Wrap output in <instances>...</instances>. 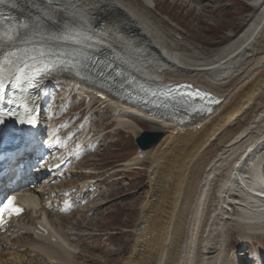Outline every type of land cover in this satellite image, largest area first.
Returning <instances> with one entry per match:
<instances>
[{"label": "bare ground", "instance_id": "obj_1", "mask_svg": "<svg viewBox=\"0 0 264 264\" xmlns=\"http://www.w3.org/2000/svg\"><path fill=\"white\" fill-rule=\"evenodd\" d=\"M10 1L28 24L1 46L89 51L110 57L146 83L186 82L219 102L207 115H185L180 122L156 118L115 99L103 102L116 113V129L122 127L135 135L140 130L137 122L146 120L168 132L148 150L151 194L134 229L132 251L121 264H247L243 260L248 247L247 253L245 248L237 255L231 234L235 233L237 243L264 239V212L258 209L264 210V205L246 193L239 209L235 206L238 195L231 187L238 186L233 172L241 170V159L249 158L254 145L264 143V0L252 2L253 19L210 60L165 40L127 0ZM157 1L138 3L150 17ZM48 80L56 84L65 80L64 85L75 90L68 85L72 78L67 74L54 71ZM69 122L58 123L59 134L48 132L59 146L58 160L89 143L86 136L73 138L76 127ZM89 153L86 147L72 157L61 173L64 181L74 174L70 165H81ZM252 176L257 179L256 173ZM64 181L33 192L38 210L15 225L13 239H3L6 249L0 251V264H79L77 256L83 250L77 245L82 238L70 233L76 228L81 231L76 222L79 210L72 204L76 200L73 184L65 188ZM90 182L79 184V189ZM237 208L243 215L233 221L230 215L235 217ZM68 214L75 216L71 222L66 220ZM36 224L46 225L58 243L38 235ZM251 264H264V251Z\"/></svg>", "mask_w": 264, "mask_h": 264}, {"label": "rangeland", "instance_id": "obj_2", "mask_svg": "<svg viewBox=\"0 0 264 264\" xmlns=\"http://www.w3.org/2000/svg\"><path fill=\"white\" fill-rule=\"evenodd\" d=\"M254 1L158 0L156 11H152V14L149 13L151 14L149 17L145 13L146 11L140 7L138 0H127L140 10L139 13L151 21V25L163 34L165 40L168 39L175 45L196 51L206 60L213 58L212 56L220 48L235 38L253 19L256 13V9L252 6ZM161 15L166 16L167 19ZM162 18L165 20L163 19L161 22ZM76 97L69 99L67 93L58 89L57 101L60 102V106L56 109V113L61 121H70L73 122V125L79 124L83 116L81 110L84 109V104L79 103L81 101L79 96V98ZM92 108L97 111L96 115L90 117L95 123V128L92 130L95 131L93 134L97 138V142L92 148L94 154L90 155L89 153L90 156L87 159L83 158L81 165H74L75 171L71 170L74 173L73 176L63 183L65 188L70 183L73 184V187L75 186L73 189L76 194L75 203L79 200L76 205V210H79L76 222H78L81 231L76 228L77 231L70 233H76L82 238L77 245L79 250H83V253L77 256L79 264H121L132 251L134 229L139 223L137 221L141 218L143 205L146 204L151 194L149 183L152 169L151 156L148 151L145 159L138 160L134 164L136 156L134 135L131 136V133L129 134L125 128L116 129V113L110 108H106L104 103L95 101ZM87 112L90 114V110ZM137 123L140 127L137 134L141 131L160 132L163 138L168 133L146 120ZM254 147L249 158L241 159L243 162L241 170L233 172L235 183L237 182L238 186L233 184L231 189L233 187L235 189H232L234 191L231 192H236L238 195L235 199V206L238 205L239 209L240 206H244L240 201L245 200L244 194H246L241 186L249 191L252 187L262 189L261 186L264 185V143L263 145H254ZM87 149L89 150V148ZM129 162H132V165L128 166ZM253 173H256L257 179L252 176ZM84 174L88 176L82 178L81 175ZM243 181L246 185L242 183ZM84 182H90L88 188L85 187L89 189V194H82L86 189L80 190L78 187ZM247 186L249 188H246ZM76 187L78 189L75 190ZM90 197L93 198L88 199ZM83 199V202L89 200L88 203H84V206ZM227 202L230 203L232 200L228 199ZM248 202H254V200H248ZM238 208L234 213L235 217L230 215V219L233 221L243 215ZM258 209L264 212L263 208ZM68 215H66L68 218L66 220L71 222L75 216ZM228 222L232 223V221ZM231 236L237 245V247L234 245L237 255L242 254L245 248V251L249 249V254L243 260L247 264L256 260L258 252L264 251V239L262 238L253 239L252 242L246 240L237 243L235 233ZM90 247H95V249L88 252L87 249Z\"/></svg>", "mask_w": 264, "mask_h": 264}, {"label": "water", "instance_id": "obj_3", "mask_svg": "<svg viewBox=\"0 0 264 264\" xmlns=\"http://www.w3.org/2000/svg\"><path fill=\"white\" fill-rule=\"evenodd\" d=\"M162 134L158 132H143L135 140L136 145L142 150H148L154 146Z\"/></svg>", "mask_w": 264, "mask_h": 264}, {"label": "snow or ice", "instance_id": "obj_4", "mask_svg": "<svg viewBox=\"0 0 264 264\" xmlns=\"http://www.w3.org/2000/svg\"><path fill=\"white\" fill-rule=\"evenodd\" d=\"M25 51H27V50H25ZM197 96L201 97L202 99H203V98L211 99L210 94H201V93L197 92ZM30 123H31V122H30ZM14 199H15L14 197H9V198L7 199V202L3 204V209H9V210H11L13 213H15V214H19V212L21 211V209H19V208H14V207H13Z\"/></svg>", "mask_w": 264, "mask_h": 264}]
</instances>
